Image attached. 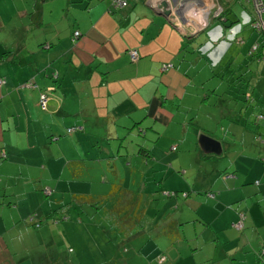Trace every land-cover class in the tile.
<instances>
[{"label":"crops","instance_id":"crops-1","mask_svg":"<svg viewBox=\"0 0 264 264\" xmlns=\"http://www.w3.org/2000/svg\"><path fill=\"white\" fill-rule=\"evenodd\" d=\"M148 1L155 3L130 0L131 6L112 13L111 0H0V78L7 80L0 84V264H67L68 260L72 264L75 256L83 254L74 248L76 241L70 231L49 234L42 227L35 231L26 219L27 206H32L30 196L22 197L21 187H30L27 167L36 164L33 158L49 164L47 169L53 175L54 167L66 172L71 161L69 154L77 151L73 148L69 152L68 145L78 151L79 144L89 147L72 158L83 160L86 174L91 171L94 157L103 170L104 177L95 176L99 183L108 185L124 179L129 188L141 191L143 202L148 205V221L153 226H167L170 220L182 222L184 216L210 225L219 242L221 236L236 237L231 230L227 234L221 232L224 223H220L217 209L223 208L225 214L238 219L233 205L254 192L248 193V186L235 188L234 165L229 161L224 164L212 156L215 153H206L199 142L204 131L199 109L209 103L204 100L209 96L203 90L205 80L198 79L203 69L200 64H207L203 56L214 63L220 61L218 50L208 48H213L212 39L204 45L199 42L209 25L192 33L195 26L171 22L161 15L157 3L154 9ZM78 30L81 34L74 41ZM220 31L212 29L210 37L217 39ZM130 49L140 52L137 61L131 59ZM31 78L38 86L23 85ZM53 85L55 92L45 111L38 102L40 93ZM117 121L127 125L139 121L140 126L149 127L147 130L167 133L162 138L165 146L171 149L178 141L182 151L165 155L166 158L157 154L159 159L152 161L131 158L130 166L115 142L104 145L99 141L122 131L123 127L115 131ZM74 125L83 131L62 136ZM59 134L60 137L55 136ZM51 137L59 152L51 148ZM243 143L246 146L247 140ZM254 154L255 151L250 154L253 163L258 161ZM192 161L205 168L199 188L192 181L194 177L188 176L193 170ZM201 172L198 169L196 174ZM144 178L154 183H143ZM206 189L218 190V200L201 196ZM169 191H191V198L186 202L181 193L170 196ZM18 194L21 196L15 197ZM261 194L264 195V188ZM263 205L262 201H252L246 210L247 220L254 217L264 223ZM175 206L180 208L175 210ZM151 223L144 231H152ZM141 231L139 228L135 232ZM162 236L168 237H159ZM67 237L65 248H58L60 239ZM146 240L144 235L134 236L132 246L158 243L154 239L145 244ZM170 241L171 238L163 245H172Z\"/></svg>","mask_w":264,"mask_h":264},{"label":"rangeland","instance_id":"rangeland-1","mask_svg":"<svg viewBox=\"0 0 264 264\" xmlns=\"http://www.w3.org/2000/svg\"><path fill=\"white\" fill-rule=\"evenodd\" d=\"M230 3L235 12H237L238 17L240 18V22L231 29H222L217 39H214L212 37V45L215 42H218V45H213V48L208 46V48L218 50L217 59H220L222 56L226 55L227 58L233 57V60H235L232 65H230L231 69L224 67V65L221 68L217 67V70L221 71L220 80L211 77L213 72L209 65L200 64V68L203 69L200 71L201 74L198 79L203 78L205 80L203 81V90L211 94V97L209 103L204 104L202 108L199 109V112L202 111L200 113V117L203 118L201 120V126L203 128L202 130H204L206 134L221 138L225 143L224 153L227 156L225 157L223 162L229 161V163L231 162L230 164L236 165V163L239 164L241 162H244V156L242 155V153L245 150V144L243 143L242 139L247 140V144L250 146L254 144L255 147H259L257 145L260 144L259 143L256 145L255 140H253V133H251L250 135V132H247L246 137H243L241 131H238L240 133L237 134L234 132L235 130L244 129L242 128V125L240 123L245 119L244 117L249 116L250 118L255 120L258 113H264V60H259L257 57H253L250 54V50L253 49L255 43H259L260 46L258 54L264 51V33L259 32L254 27L257 24L255 20L251 21L252 17L254 16V11L252 4L249 3L248 0H230ZM235 17L236 14H234L233 18ZM240 25L242 27L239 29ZM216 27L217 26H214L212 27V29H216ZM207 35L208 33L206 34L204 32L199 36L200 40L204 38L203 40L205 44L209 41ZM241 39L244 40L243 43L238 42ZM244 64H246L244 68L247 71V75L251 78V81H253V85L251 88L253 89L252 91L255 95L254 101L252 100L253 105L248 108V114L242 112L243 108L246 107V104L249 105L247 101L246 103H243L241 100H238L231 97V95L226 94V92L228 91V79L230 76L228 75V73H225V71H223V68L226 71H232L233 69H236L234 73H241V71H245L241 67ZM214 89L216 91H214ZM211 92H213V94ZM218 101H220L221 103L223 102L222 105H217ZM225 127L227 129L226 131L224 130ZM50 146L54 151L57 150V152H59L60 148H58L57 144L52 140V137ZM79 147L80 149L78 151L77 147H71L70 145H68L67 150L71 152L72 149L75 148L77 150L76 154L82 152L84 153L86 150H89V147L86 145L82 146L79 144ZM240 152L241 154H238L237 156V153ZM76 154L71 155L70 153L69 159L72 160V156ZM131 157L134 158L133 155ZM240 158H242V160H240ZM93 162L96 164L94 165V163H92L93 166L89 168V170L91 171L87 172L84 175V180H70L69 176L72 172H70V169H68V166L66 165V172H61V174L64 173L63 179L56 186L57 193H51L50 196L42 194L43 197L41 198V201L38 200L37 196H35L34 194L30 195L33 202L36 201L34 207L39 206V209L41 211L40 214L43 213V210L45 208L46 210H50V208L52 207L53 209L58 210V212H55L54 219L63 220V217L72 218L70 219L72 224L70 226V232L73 231L72 233H74V235L71 236V238H75L76 241L74 248L81 249V251L83 252V254H81L80 256H75V259H72V264H154V262H159L156 261L155 258L156 255H158L159 251H165L169 255L168 257L172 260L177 261L178 264H193V254L190 253V249L193 250V248L196 247H201L200 251H196V262L199 260L203 261L205 254L208 255L206 259L211 257L212 259H215L216 261L218 260L220 262V252H226V249L229 248L228 245L234 244V241H229L228 243H226L227 240L225 239V237L222 238V236L221 241L219 242L216 236L213 234L214 231L212 227L205 224L203 221H199L193 222L192 225L186 226L184 228V234L188 236V238L185 240H181L175 245H163L165 244V241L170 239V237L163 236V239L158 238V244L153 245L154 247L151 246L152 244H146L144 247H142V244L140 247L141 249L133 247V241H129V239L124 237L121 233L122 231L120 230L121 226H129V223L126 222L120 224V219H118L116 213L113 210H110V208L114 205L113 201L107 200L109 202L106 203L100 201L87 202L83 199H78L75 197V195L81 196L85 193L94 194L95 197H99L101 194H109V190L111 189V184L113 182L109 183L108 185L99 183L95 176L98 177V174H100V176L102 177L103 170H100L97 160L94 157ZM88 166H90L89 163ZM190 167H192L193 170L190 171V174H188V176L194 177L192 181L194 183H197L196 187L199 188L201 187L202 181H204L202 175L205 168L199 167V165L195 164L194 161L191 162ZM245 167L246 166H243V168ZM55 169L56 167H54V170ZM198 169L202 170L201 174H196ZM105 173L108 174V172ZM111 175H113L112 172ZM58 176L59 175H57V177ZM145 180H147V183H149L150 185L154 183V180H150L148 178H144L143 183H145ZM103 182L108 183L110 181L102 180V183ZM41 193L43 192L41 191ZM44 201H46V203H41ZM252 201V198H245L240 202V205H243L245 210H249L252 205ZM263 202L264 200H262V203ZM70 203L72 207L69 206ZM63 205L67 206L69 209L67 210L65 209L66 207H64L63 211H60ZM236 207L238 210V206ZM245 210L242 209L241 212L243 213L245 212ZM219 212L221 213L219 215V217L221 218L220 223H224V230L227 229L228 226L233 227V224H235L233 222H235L236 217L232 214H225V210L223 208H219ZM70 220L64 219L63 222ZM53 221L54 220H51V222L49 223L45 222L44 224H42V228L44 229V231L49 234L63 232V230H61L59 227H56V224H54ZM32 228L37 232L40 230L39 228H35L33 226ZM57 235L60 237L59 234ZM236 241L237 240H235V242ZM56 242H58V238H56ZM68 242V237L67 239L65 238L64 241L60 239V243L58 242V248L62 247V249H64ZM123 244H126L125 248ZM244 247L245 251L249 250L248 246H243L239 251H236L239 258L245 259L243 262H241V264L254 263V257H252V254L244 253ZM119 248H121L120 251H118ZM127 248L131 251V253L127 254ZM156 250H158V252L154 255V251ZM108 257H111V260H108ZM141 257L144 259V263L142 262ZM189 258L191 261L189 260ZM68 261L67 264H69ZM226 261L229 262L230 259L223 260L222 264H231V262L227 263ZM236 263L237 262H235V264ZM207 264L213 263L209 260Z\"/></svg>","mask_w":264,"mask_h":264},{"label":"trees","instance_id":"trees-1","mask_svg":"<svg viewBox=\"0 0 264 264\" xmlns=\"http://www.w3.org/2000/svg\"><path fill=\"white\" fill-rule=\"evenodd\" d=\"M219 5L222 6V11L220 14H218V16H212V18L209 21V26L207 27V29L204 30V32L207 34L208 33V39L210 40L212 37H210L211 31H212V27L217 26L216 29L219 30H226V29H231L234 26H236L237 24H239L240 22V18L238 17L237 12H235L234 8L232 7L231 3L226 4L224 0H217ZM249 2V1H248ZM251 3V2H249ZM252 4V3H251ZM131 6L130 4V0H126V3L124 5L120 4L117 0H111V8H110V12H114L113 10L115 9H119V10H123L124 8H127ZM252 7L254 8V5L252 4ZM234 14H236V17L233 18ZM255 14V11H254ZM254 18V16H253ZM242 26L240 25L239 29ZM259 31V30H258ZM226 32V31H225ZM261 33H263L262 31H259ZM221 33V32H220ZM81 34L80 30H78L75 34V39L74 41L79 37V35ZM204 38H202L199 42L200 44L204 45L205 42L203 40ZM244 40H240L238 41L239 43H243ZM218 42H215L213 45L216 46ZM199 46V48L202 47ZM213 46V47H214ZM257 46V47H255ZM260 49L259 43H255L254 47L252 50H250V54L253 57H257L259 60H264V51L260 54H258V50ZM202 50V49H201ZM130 56L132 59V51H137L136 49H130ZM210 51V50H209ZM208 51V52H209ZM138 52V58L140 57V52ZM137 59H132L133 61H137ZM205 62L207 63V65H210V68L212 69L213 74L211 75L212 78H217V79H221L220 78V74L221 71L217 70V67H227L230 68V65H232V63L234 62L233 57H229L227 58L226 55L222 56L220 58V61H218L217 63L214 64V62H212V60H208V57L203 56L202 57ZM228 59V60H227ZM211 62V64H210ZM247 64V63H246ZM246 64L242 65L241 67L245 70L244 72L241 71V73H234L236 71V69H233L232 71H226L223 68V71H225V73H228V75L230 76L228 79V91L226 92V94L231 95V97L236 98L238 100H241L243 103H246V101L249 103V105L246 104V107L243 108L242 112L243 113H247L249 110L248 108H250L253 104H252V100L254 101V93H253V89L251 88L253 85V81H251V78L247 75V71L244 68L246 66ZM170 66V65H169ZM240 70V69H237ZM54 78V77H53ZM56 79V77H55ZM7 80L0 78V84H4L6 83ZM24 86H28L30 88H34L36 86H38V83L35 79H30L27 82H25L23 84ZM47 89L45 91H42L40 93V97H39V104L41 106V108L45 111H47L48 107H49V99L52 97V94L55 92V86H48L46 87ZM213 91V90H212ZM214 91H216L214 89ZM213 94V92H211ZM208 97L204 100L209 101L211 94L208 93ZM45 97V99H44ZM219 102V101H218ZM248 114V113H247ZM245 119L242 120L240 123L242 125V128H244L243 130H235L234 133H240L238 131H241L243 137H246L247 132L253 133V140H255L256 145L259 147H255L254 144H252L251 146L246 144L245 146V150L243 151L244 154H242L243 160L244 162L241 163H236V165H234L235 170L232 172V176H233V183L235 181V185L234 187L237 188H242V186L246 187L248 186L249 188V192H254V196H259L257 198H253V194L252 196L248 197L249 199L252 198L254 202L256 203H261L262 200H264V195L261 194L262 190L264 188V113H258L257 118L254 120L252 118H250L249 116L244 117ZM250 118V119H249ZM118 126H116L114 129L115 131L118 130V128L122 129V131H118L115 132V134L117 136H113L112 135H108L105 138L101 139L99 138V141L101 144H106V142H115V145L117 146V149L119 150L121 148V153L120 155L123 157H126L129 165L131 166V156L133 155V157H137L139 159V157H143L144 160L146 161H152L154 160V158H156L157 160L159 159V156H157V154H162L164 158H166V156H169V154H177L178 152L182 151L181 143H179L178 141L175 142L176 144H174L171 149L169 147H166L162 138L169 135L167 133L163 134L162 132L158 131L159 133H157V130L152 129V130H147L149 127H142L140 126L139 121L134 122L133 124H122V121H117L116 122ZM98 126V124H97ZM81 126H71L69 128H67L65 130L64 133H62V136H68L71 137V135L76 134L77 131H83V128L81 129ZM224 130L226 131V127L224 128ZM136 132V133H135ZM121 133V134H119ZM203 133H206L203 131ZM209 135V134H208ZM57 137H60L61 135H55ZM211 136V135H210ZM213 136V135H212ZM211 136V137H212ZM215 137V136H213ZM217 138V137H215ZM219 138V137H218ZM217 138V139H218ZM219 141H221L223 144L224 141H222L221 138L218 139ZM244 140V139H242ZM97 141V140H96ZM225 145H223V154H213L212 156H214L215 158H220L221 160L224 161L225 159ZM255 151L254 154V158L258 161H256L255 163H253L252 161V157L250 156L251 152ZM242 152V151H241ZM237 153L238 154H241ZM246 152V153H245ZM257 153V155H256ZM6 155V154H5ZM166 155V156H165ZM224 158V159H223ZM133 159V158H132ZM162 159V158H161ZM230 159V158H229ZM33 160L36 162L33 163V167H27L29 168V172L31 173L30 178L27 180L28 184L30 185V187H28L27 185L25 187H21L22 191L24 194H22V197L24 195L30 196L32 194H34L35 196H37V199L41 201V198L43 197L42 194H46L48 196H50L51 193H57L56 191V186L58 183H60V181L63 179V175H64V171L58 169V171L55 169L54 175L52 174V172H49L48 165L47 163H43V161H39L40 159H38V161H36L37 159L33 158ZM240 160H242V158H240ZM83 160L82 159H73L69 162L68 164V169H70L71 175L69 176L70 180H80L82 181V179L84 178L85 175V170H83L84 168L82 167L83 165ZM227 162V161H226ZM38 163V164H37ZM231 163V162H230ZM225 164V162H224ZM24 166V165H22ZM27 165H25L24 167H26ZM243 166H246L243 170ZM248 166V167H247ZM57 174H56V172ZM61 172H64L63 174H61ZM61 174V175H60ZM57 175H59L57 177ZM237 182V183H236ZM126 181L124 179H120L117 182L112 183V187L109 190V194L107 195H100L99 197H95V195L92 194H82L81 196H77L75 195L76 198L78 199H83L84 201L87 202H109V201H113V206L110 208V210H113L116 213V216L118 217V219H120V224L122 223H129L128 225H124V227L121 226V233L123 234L124 237H126L127 239H129V241H133L134 236H142L144 235L148 240H146V243H149L151 240L160 238L163 239L162 237H159L160 234H165L166 236L171 238L172 241V245L176 244L179 240L181 239H185L186 237L188 238V236H186L184 234L183 231V226L186 225H192L193 222H195L196 219H193L192 221H189L191 219H187L184 216H182V222H178V220H170V222L167 224V226H163L160 223H157L156 227L153 226L152 231H147L144 229L148 227V225L150 224L148 221V215L146 212V208H147V203L143 202L144 199V195L141 191L136 190V189H131L128 187L127 184H125ZM237 185V186H236ZM41 191L43 193H41ZM181 193V194H180ZM180 193L176 192V191H169L167 192L168 195L170 196H178L183 195V200L184 201H188L189 198H191V191L187 192V191H181ZM201 196L203 195L205 199L207 200H218V196H219V191L214 189V190H210L207 189L205 191L201 192ZM21 195L18 194V196L15 197H20ZM13 198V197H12ZM11 198V199H12ZM186 199V200H185ZM13 200V199H12ZM109 200V201H107ZM28 201H30V204H32L31 208L30 206H27V212L28 215L26 217V219L30 222V225L35 227V228H41L43 227L42 224H44L45 222H51V220H54L53 223L56 224V227H59L61 230L63 231H71L70 230V226L71 224V220L72 218L69 217H63L64 219L70 220V221H64L58 220V219H54L55 217V212H58V210H55L50 208V210H46V208L43 210V213L40 214V209L39 206L34 207L35 206V202H33L32 197L30 196V198H28ZM243 201V200H241ZM238 201V202H241ZM16 202V200H15ZM14 202V203H15ZM27 202V199L26 201ZM237 202V203H238ZM1 203V200H0ZM34 203V204H33ZM41 203H46V201L41 202ZM61 203V202H60ZM22 204V203H21ZM216 204V202L214 203ZM238 205H240V203H238ZM237 205V206H238ZM24 206V205H23ZM70 207L71 203L69 204ZM179 206V205H178ZM175 206V210H178L180 207ZM215 206V205H214ZM234 209H237V207L235 205H233ZM264 206V205H263ZM29 207V208H28ZM50 207V206H49ZM66 207L65 209H69L67 206L63 205V207L60 209V211H63V208ZM217 207V206H216ZM261 207V204H260ZM244 209V207L242 208L241 206H238V214L239 217L238 219L235 220V224H233V227H229L227 229L224 230V228H222L223 231H221L222 233H226L227 231L231 230L233 234H235L236 237L232 238V236H228V239L226 238L228 243L229 241H234V244L228 245V249H226V252L221 251L220 252V262L215 259H212L211 257L207 258L208 255L205 254V257L203 258V261L199 260L196 262V251L199 250L201 247H196L190 249V253L193 254V264H207L208 261H212L213 264H217L220 263L222 264L223 260H229V262H231V264H235V262H237L236 264H241V262H243L245 259H241L238 257V254L236 253V251H239L243 246H248L249 250L245 251V247L244 249V253L246 254H252V257H254V263L255 264H264V223H261L259 221H255L257 220L256 218H254L253 216L250 215L251 221L247 220V216H248V211L245 210V212H241ZM153 211V210H151ZM217 212H219V209H217ZM63 213V212H62ZM170 216L172 215V213H168ZM210 214V215H209ZM214 214V213H213ZM220 214V212L218 213ZM251 214V213H250ZM207 215L212 216V213H208ZM264 219V218H263ZM150 220V219H149ZM263 221V220H262ZM63 222V223H62ZM67 222V223H65ZM264 222V221H263ZM191 223V224H190ZM62 224V225H61ZM61 225V226H60ZM162 225V226H161ZM185 226V227H186ZM141 228L142 231L140 232H135L137 229ZM60 230V231H61ZM155 230V231H154ZM73 232V231H72ZM135 233V234H134ZM235 240H237L235 242ZM170 241V242H171ZM166 243V241H165ZM158 244V243H157ZM225 245V244H224ZM124 248L126 247V244H123ZM158 246V245H157ZM121 248L118 249V251H120ZM126 250V249H125ZM235 250V251H232ZM127 254L131 253L130 250H128L127 248ZM159 251L158 255H156V261H159L158 263L154 264H178L177 261L172 260L171 258H169L168 254L164 251ZM161 253V254H160ZM190 260V258H189ZM191 261V260H190ZM227 262V261H226ZM227 262V263H229ZM252 263V264H254Z\"/></svg>","mask_w":264,"mask_h":264},{"label":"built area","instance_id":"built-area-1","mask_svg":"<svg viewBox=\"0 0 264 264\" xmlns=\"http://www.w3.org/2000/svg\"><path fill=\"white\" fill-rule=\"evenodd\" d=\"M124 5L126 0H117ZM157 5L163 0H151ZM169 3L171 18L182 26H195L192 33L198 32L199 28H206L209 25L211 16H218L222 11V6L217 0H165ZM254 5V18L251 21L257 23L254 26L264 33V0H248ZM257 47V46H255ZM138 58V52L132 51V59ZM45 99V97H44Z\"/></svg>","mask_w":264,"mask_h":264},{"label":"water","instance_id":"water-1","mask_svg":"<svg viewBox=\"0 0 264 264\" xmlns=\"http://www.w3.org/2000/svg\"><path fill=\"white\" fill-rule=\"evenodd\" d=\"M148 4H150L154 9H157L155 3L148 1ZM157 7L159 11H161V15H165L168 19H171V22L173 21L171 18V10L169 9L170 5L167 1H161ZM199 142L206 153H216L219 155L223 154V143L217 138L213 136L211 137L206 133H202L200 135Z\"/></svg>","mask_w":264,"mask_h":264}]
</instances>
